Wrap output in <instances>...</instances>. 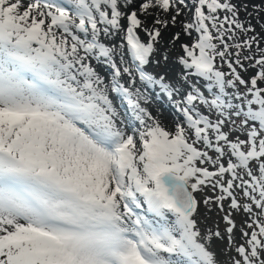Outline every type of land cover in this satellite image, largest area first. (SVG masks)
Listing matches in <instances>:
<instances>
[{
	"label": "snow or ice",
	"instance_id": "1",
	"mask_svg": "<svg viewBox=\"0 0 264 264\" xmlns=\"http://www.w3.org/2000/svg\"><path fill=\"white\" fill-rule=\"evenodd\" d=\"M134 3L0 0V264H221L210 249L221 232L202 233L194 216L205 188L214 193L205 205L223 211L228 201V264H264L260 39L232 0H141L127 11ZM184 9L192 20L183 32L197 37L181 45V94L147 66L155 26L169 23L160 13H174V25ZM138 12L154 16L153 27ZM121 34L118 45L105 42ZM244 61L257 69L248 80L237 70ZM154 86L181 95L174 131L140 105ZM110 94L127 100L139 127L118 123ZM142 206L151 217L134 210ZM233 212L247 217L239 244Z\"/></svg>",
	"mask_w": 264,
	"mask_h": 264
},
{
	"label": "bare ground",
	"instance_id": "2",
	"mask_svg": "<svg viewBox=\"0 0 264 264\" xmlns=\"http://www.w3.org/2000/svg\"><path fill=\"white\" fill-rule=\"evenodd\" d=\"M140 2H141V0H135V3L130 8H128L127 11L130 12L133 8L138 10ZM24 3L26 4L27 0H24ZM151 11L153 13H155L157 11V9H151ZM173 14L174 13H172V12H169V13L161 12L160 13L161 19H166V20L169 21V23H168L167 27H162L160 25H156L155 26V27H159L160 28L161 36L159 37L158 41L155 44V47H156L157 51H156L154 57H156L157 55L159 56V54L161 55L162 53H166V54H168V56H170L172 58V59H170V61L171 60L178 61L177 56L179 57V55L180 56L185 55L183 50H182V48H181V45L185 44V43L189 44L190 39H191V36L189 38V36L185 35L184 32H183V22L184 21H189L190 22V20L188 19L189 10L188 9H184L181 12V15L177 18V21H176V23L174 25L171 22V16ZM138 15H139V18L142 21L145 22V27H148V28L153 27L154 16L145 17L143 14H140L139 12H138ZM122 23H126V21H122ZM137 32H138L141 40L144 41V42H147L148 36L145 34V32L143 30H141V29H137ZM176 33H180L181 34L179 40H173V36ZM119 37L120 36L109 38V39H105V42L106 43H114V44L118 45L121 42V38H119ZM154 63L155 62L153 61L152 64L147 66V70L152 72V73L156 71V69H155L156 65L154 66ZM160 64L162 65L161 62H160ZM96 66H97V71H99L100 74L104 75L106 78L111 73V69L109 71V68L106 65H100L99 62H96ZM164 66H165L166 70L170 71V73H172L174 71V73H176L175 74L176 78H177V75H178V80L179 81L177 83H175V84H178L180 86L181 94L184 91H186L185 88H184V83L181 82L180 79H179L180 72L182 73L184 71L182 69V66L180 64H177V63H173L171 65L166 64ZM167 80H169V79H167ZM126 81H127V77L125 76V77H123V81L122 82H126ZM171 82H172V80H171ZM138 84H137V87H140V85H138ZM155 92H157V93H155ZM158 95H159L160 98L157 97ZM112 100H113V103H114L115 107L117 108V110H119L120 108H123V107L125 108V101H123L124 104L121 103L119 105L118 104V102H119L118 100H116L115 98H113ZM180 100H181V95H174L173 97L169 98L168 95L159 88V86H154V87H151V88H149L147 90V92L145 93V99H141L140 100V105H141V107L145 108L148 113L151 114V117L153 118V120L158 121L161 124V126H163L166 130L174 131V126H175V122L176 121H179L180 123H184L183 117L180 114L181 113L180 110H179V112H177L175 110V108H173L174 104H176L175 106H177V102L180 101ZM128 106H129V104L126 106V109L129 110L128 111V115L131 117V120L132 119L134 120V121L132 120V122H134V126L136 125V127H137V126H139V121H137L135 119L132 109L130 108V106L128 108ZM120 116L121 115L119 114L118 121L121 120ZM151 122L152 121H149V123H151ZM197 210L198 211L194 214V216H195V219L197 220V223H198L200 231L203 233L209 226H211L212 221L217 222L218 218L215 215L216 214V212H214L215 210L213 212L212 211H206V209H204V208L201 209V210L200 209H197ZM212 217H214V218H212ZM242 226H243V224H242ZM233 235H234V240L236 241V239H237L236 237H238V235H236V234H233ZM239 239H241V238H239ZM211 242L212 243L214 242L215 245L217 246L215 252L218 253V255H220L222 258H225L224 256H226V254L228 253V252L226 253V250H225L226 248H224L222 250V247H221V245L219 243H217L216 241H213V240ZM218 260H219V257H218Z\"/></svg>",
	"mask_w": 264,
	"mask_h": 264
},
{
	"label": "rangeland",
	"instance_id": "3",
	"mask_svg": "<svg viewBox=\"0 0 264 264\" xmlns=\"http://www.w3.org/2000/svg\"><path fill=\"white\" fill-rule=\"evenodd\" d=\"M232 2L233 3H235V4H237L238 6H239V19L241 20V21H243L244 23H245V25H248L249 23L251 24V26L254 28V32H251V33H248V35H258V37H259V39H260V44H263V42H262V40H263V38L264 37H261L260 36V34L262 33V32H259V30H257V28L255 27V25L258 23V21L256 20L257 19V17L256 16H260V14L258 13V12H263L264 11V0H232ZM254 6H259L258 8L257 7H254ZM221 15H223V13H221ZM189 17H188V19L190 20V22H191V20H192V12L191 11H189V15H188ZM125 25H126V23H124ZM193 35H191V39H190V42H189V45H191L192 43H193V41L196 39V37H197V34L195 33V32H193L192 33ZM122 36H123V34H121V36L119 37V38H122ZM189 38H190V36H189ZM246 37H244V35L243 36H240V39L241 40H243V39H245ZM188 43V42H187ZM260 44H259V46H260ZM233 51H235L234 49H233ZM253 51H255V45L253 46ZM165 54V55H164ZM245 55H247L248 54V52H247V50H245V53H244ZM164 56H167L168 57V59H167V61H165L164 59H163V57ZM179 57H180V55H179ZM178 56H177V58H179ZM156 58V59H155ZM160 58V59H159ZM170 59H172L170 56H168V54H166V53H162L161 55L159 54V56L157 55L156 57H153V61L155 62L154 63V66L156 65V71L155 72H153L154 74H156V75H165L166 76V78L167 79H169L168 81L170 82V83H173V84H175V83H177L179 80H178V75H177V78L175 77V74L176 73H174V71L172 72V73H170V71H168V70H166L165 69V66L164 65H166V64H168V65H171V64H173V63H177V64H179L178 63V61H174V60H171L170 61ZM159 62V64H157L156 62ZM160 62L162 63V65L160 64ZM244 63V69H241V68H237V70L241 73V75L244 77V79H246V80H248L251 76H253L255 73H256V71H257V69L256 68H252V67H248V64H249V62L248 61H244L243 62ZM107 66V65H106ZM108 67V66H107ZM109 68V67H108ZM223 71H225V72H227L228 71V68H227V66L225 65L224 67H223V69H222ZM109 71H110V68H109ZM179 73V72H178ZM180 74H181V72H180ZM192 79V82L193 83H196V84H198L199 86H203V84H204V81L202 80V79H198V78H191ZM171 80H172V82H171ZM176 81V82H175ZM139 85V84H138ZM261 87H264V84H263V86H261ZM184 88H185V90H187V88H188V86H187V84H185L184 83ZM244 89H243V87H241V91H243ZM142 91H143V89H142ZM155 93H157V92H155ZM205 95H208V93L207 92H205ZM110 96H111V98L113 99V98H115L116 100L118 99L119 100V102H118V104L120 105L121 103H123L122 101L124 100V99H119V97L118 96H116V95H113V94H110ZM157 97H159V95L157 96ZM160 98V97H159ZM124 104V103H123ZM174 104V103H173ZM128 105V102H127V100L125 99V108L123 107V108H120L119 110H117V112H118V114H120L121 116V120L120 121H123V125L125 126V127H127L129 130H131L132 128H137V127H139V126H137L136 127V125L134 126V122H132V120H131V117L128 115V109H126V106ZM176 104H174V106H173V108H175V110L177 111V112H179V108L177 107V106H175ZM128 108H129V106H128ZM201 111L203 112V111H205V109L203 108V107H201ZM181 115H182V113H180ZM213 118H215V116H213ZM120 121H118V123L120 122ZM134 121V120H133ZM228 129L227 128H225V131H227ZM236 133H233V136L235 135ZM241 138L243 139V138H245L244 136H241ZM212 155H214V153H211ZM211 191V192H210ZM206 196H214V193H213V191L210 189V188H205V189H203V191H200V192H197L196 193V199L198 200V206H197V209H206V211H214V212H216V216H217V222H215V221H212V223H211V226H209L206 230H212V231H215L217 228L219 229V231L221 232V238H218V239H213V241H216L217 243H219L220 245H221V247H222V250L224 249V248H226L225 250H226V253L228 254V255H233V256H235V252H234V249H233V251L231 252V253H229V248L231 247L230 245H229V242H228V234L226 233V231H225V229H226V227H227V225H226V223H225V221H223V216L229 211V209H228V201H225L224 202V210L222 211L217 205H216V203H211V204H209V205H205L204 204V198L206 197ZM199 207V208H198ZM201 207V208H200ZM210 208V209H209ZM146 210V209H145ZM198 211V210H197ZM141 212V214H144L143 213V211H140ZM150 217H151V215H149ZM234 216V217H233ZM220 217V218H219ZM232 217H233V219H234V221H235V223H236V227H235V229H234V232H233V234H236V235H238V237H236L237 239H236V241H235V243L236 244H239V243H242L243 241H241L242 240V237H241V227H242V224L244 225V221L247 219V217L242 213V212H233L232 213ZM240 217V218H239ZM212 218H214V217H212ZM236 218V219H235ZM245 218V219H244ZM172 221V220H171ZM219 226V227H218ZM215 227V228H214ZM214 228V229H213ZM238 229V230H237ZM237 232V233H236ZM225 233V234H224ZM223 238V239H222ZM227 238V239H226ZM233 238H234V235H233ZM239 238H241V239H239ZM222 239V240H221ZM226 239V240H225ZM225 240V241H224ZM239 240V241H238ZM223 242V243H222ZM238 242V243H237ZM218 244V245H219ZM223 245V246H222ZM216 248H217V246L215 245V243L213 242H211L210 243V249H212V251L214 250V252L216 251ZM216 253V252H215ZM226 254V256H224L225 258H222L220 255H218V253H216V257H217V259H218V257H219V261L221 262V264H228V261H229V256ZM228 257V258H227ZM227 258V259H226ZM225 260V261H224Z\"/></svg>",
	"mask_w": 264,
	"mask_h": 264
},
{
	"label": "trees",
	"instance_id": "4",
	"mask_svg": "<svg viewBox=\"0 0 264 264\" xmlns=\"http://www.w3.org/2000/svg\"><path fill=\"white\" fill-rule=\"evenodd\" d=\"M260 14V16H256L257 17V21L258 23L255 25V27L257 28V30H259V32H262L260 34L261 37H264V11L263 12H258ZM263 44H260L261 48H264V38L262 40ZM260 86H263V84H261Z\"/></svg>",
	"mask_w": 264,
	"mask_h": 264
}]
</instances>
